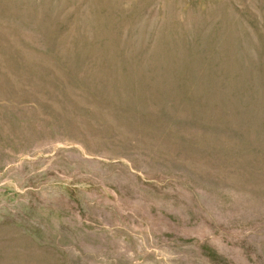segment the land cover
I'll list each match as a JSON object with an SVG mask.
<instances>
[{
	"label": "rangeland",
	"instance_id": "rangeland-1",
	"mask_svg": "<svg viewBox=\"0 0 264 264\" xmlns=\"http://www.w3.org/2000/svg\"><path fill=\"white\" fill-rule=\"evenodd\" d=\"M0 264H264V0H0Z\"/></svg>",
	"mask_w": 264,
	"mask_h": 264
}]
</instances>
